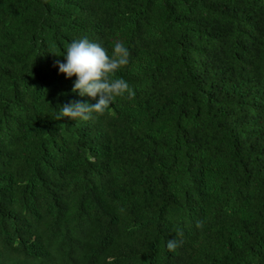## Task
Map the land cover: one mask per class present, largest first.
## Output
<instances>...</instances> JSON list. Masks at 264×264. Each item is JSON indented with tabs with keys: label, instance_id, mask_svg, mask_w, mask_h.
Returning a JSON list of instances; mask_svg holds the SVG:
<instances>
[{
	"label": "trees",
	"instance_id": "trees-1",
	"mask_svg": "<svg viewBox=\"0 0 264 264\" xmlns=\"http://www.w3.org/2000/svg\"><path fill=\"white\" fill-rule=\"evenodd\" d=\"M82 37L134 95L72 120ZM109 256L264 264V0H0V264Z\"/></svg>",
	"mask_w": 264,
	"mask_h": 264
},
{
	"label": "clouds",
	"instance_id": "clouds-1",
	"mask_svg": "<svg viewBox=\"0 0 264 264\" xmlns=\"http://www.w3.org/2000/svg\"><path fill=\"white\" fill-rule=\"evenodd\" d=\"M62 56L64 59L56 60L55 64L66 78L75 76L71 91L79 97H90L95 102L70 100L60 106L61 117L88 119L93 113L110 110L117 96L125 92L129 96L134 95L128 82L115 75L121 67L129 64L128 49L122 42L116 41L111 54H108L100 43L82 37L70 41ZM166 247L172 251L177 242L169 239ZM106 259L111 264L114 258L109 256Z\"/></svg>",
	"mask_w": 264,
	"mask_h": 264
}]
</instances>
